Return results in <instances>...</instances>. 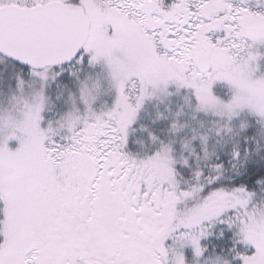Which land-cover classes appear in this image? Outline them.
<instances>
[{
  "label": "snow or ice",
  "instance_id": "1",
  "mask_svg": "<svg viewBox=\"0 0 264 264\" xmlns=\"http://www.w3.org/2000/svg\"><path fill=\"white\" fill-rule=\"evenodd\" d=\"M0 264H264V0H0Z\"/></svg>",
  "mask_w": 264,
  "mask_h": 264
}]
</instances>
